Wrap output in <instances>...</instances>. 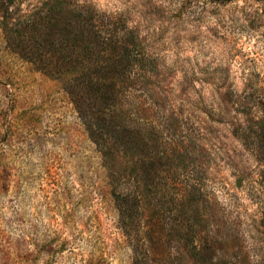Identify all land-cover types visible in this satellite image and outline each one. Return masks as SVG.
Returning <instances> with one entry per match:
<instances>
[{"label":"rangeland","instance_id":"obj_1","mask_svg":"<svg viewBox=\"0 0 264 264\" xmlns=\"http://www.w3.org/2000/svg\"><path fill=\"white\" fill-rule=\"evenodd\" d=\"M58 1L0 0V264H264V0Z\"/></svg>","mask_w":264,"mask_h":264},{"label":"trees","instance_id":"obj_2","mask_svg":"<svg viewBox=\"0 0 264 264\" xmlns=\"http://www.w3.org/2000/svg\"><path fill=\"white\" fill-rule=\"evenodd\" d=\"M58 3H59L58 4V9L64 8V6H63V5H65V1L64 0H59ZM86 12H87V10H84V9H82V11H80V10H78V11L77 10L76 11H70V13L72 14V17H73V20L71 21V23L72 22H75L78 25H82V27L84 28L82 30H79V32L76 35V37L75 36H73V37H75V39L78 38V37H79V39H82V38L83 39H88L90 36H92V37L96 38L95 41L98 42V40H100V38H99L100 36H99V34H98L97 31H95V30L93 31V29H92L91 15L90 14L89 15L88 14L86 15L85 14ZM67 23H70V22H67L66 21L65 22V25ZM87 34H89V36H87ZM57 43L58 44H56V43H52L51 44L52 47H53V51L54 52L56 51V49H60L59 47H60L61 43L60 42H57ZM120 48H121V50L119 51L120 52V57H119L120 64H119V67L121 66V62H124L125 63V66H127L128 61H129V58L132 57V56L129 55V53L127 51V48H125V47H120ZM123 49L125 50V53L124 54H123ZM119 67L116 70L113 71V72H115V74H113V75L110 76V81H109L110 85L111 84H115L116 83V80H118V76L122 73V70L119 71ZM102 72H109V70L108 69L107 70H103ZM99 128H100V126H99ZM100 131H101V133H106V131H104L102 129ZM110 132L114 136V138H112L113 139V142H114L115 140H117V138L120 135V133L123 132V128L122 129H119V131H117V130H115V129L112 128V131H110ZM116 134H117V136H116ZM123 196H125V195L122 194V197ZM259 205H261V204H259ZM260 207L261 206H259V208ZM260 212H261V214L263 216L264 215V211L261 210ZM263 219H264V217H263Z\"/></svg>","mask_w":264,"mask_h":264}]
</instances>
